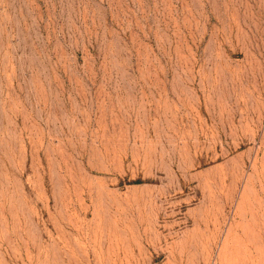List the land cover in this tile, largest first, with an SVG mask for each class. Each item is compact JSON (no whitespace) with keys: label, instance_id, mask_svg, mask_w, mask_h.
I'll return each mask as SVG.
<instances>
[{"label":"rangeland","instance_id":"rangeland-1","mask_svg":"<svg viewBox=\"0 0 264 264\" xmlns=\"http://www.w3.org/2000/svg\"><path fill=\"white\" fill-rule=\"evenodd\" d=\"M0 264H264V0H0Z\"/></svg>","mask_w":264,"mask_h":264}]
</instances>
